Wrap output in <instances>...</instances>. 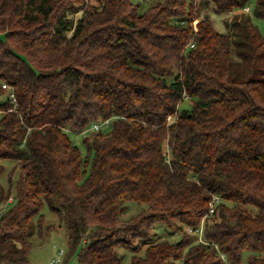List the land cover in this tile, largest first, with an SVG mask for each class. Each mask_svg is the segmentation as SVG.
Returning a JSON list of instances; mask_svg holds the SVG:
<instances>
[{
	"label": "trees",
	"instance_id": "16d2710c",
	"mask_svg": "<svg viewBox=\"0 0 264 264\" xmlns=\"http://www.w3.org/2000/svg\"><path fill=\"white\" fill-rule=\"evenodd\" d=\"M141 5L0 0V175L20 166L0 183V264H27L56 228L45 206L77 264H122L120 249L131 264H264V0ZM107 119L84 157L66 130ZM129 201L147 207L123 219Z\"/></svg>",
	"mask_w": 264,
	"mask_h": 264
},
{
	"label": "rangeland",
	"instance_id": "374dc122",
	"mask_svg": "<svg viewBox=\"0 0 264 264\" xmlns=\"http://www.w3.org/2000/svg\"><path fill=\"white\" fill-rule=\"evenodd\" d=\"M135 3H141V7L146 9L150 4H154L160 0H133ZM208 13L210 20L212 21L216 30L220 33H227L228 29L224 22L225 19L231 17L228 14H217L212 10V6H209ZM229 16V17H228ZM198 20L194 23L197 24ZM254 22L258 25L260 31L264 36V19H254ZM0 39H4V35L0 33ZM104 131H108L109 128H104ZM69 134L71 140L76 144L83 156H87L88 150L86 145L83 142V139L86 135L92 133V131H88L87 133H77L70 129L66 130ZM4 164V172L0 175V183L8 189L10 187V180H12L13 184H16L20 175V166L17 160L14 159H5L3 161ZM13 194L14 191H13ZM15 196L12 195V198ZM15 204V199L9 201L6 204L7 208L12 207ZM129 207L127 212L124 213L123 219H129L132 216L140 213L144 208L147 207L146 204H139L134 201L128 202ZM1 209V204H0ZM255 210V209H253ZM42 213L45 216V226L48 224H54L56 228L51 232H44L42 235H36L33 238V246L30 251L29 262L27 264H50L51 260L58 257V252L60 249L65 250L67 253V236H66V227L61 224L58 217L53 214L47 206H45L42 210ZM158 237L160 239H168L169 241H177L179 240V235H169L165 229L162 227L158 228ZM120 255L122 257V264H131V256L132 252L129 250L120 249ZM144 254V251L141 252ZM61 264H77V255L74 254L70 258H67L66 255L63 256V261ZM247 264V259L244 257L243 263Z\"/></svg>",
	"mask_w": 264,
	"mask_h": 264
},
{
	"label": "built area",
	"instance_id": "2783aa9c",
	"mask_svg": "<svg viewBox=\"0 0 264 264\" xmlns=\"http://www.w3.org/2000/svg\"><path fill=\"white\" fill-rule=\"evenodd\" d=\"M244 11L245 12H249L250 11V7L248 6V7L244 8ZM2 86H3L4 89H9V86L7 84H3ZM9 96L12 99V101H15V94L13 92H10ZM110 124H111V120L110 119H107V120L102 121V122L95 123V124H93L91 126L90 131H92V132L99 131V130H101L104 127H109ZM10 200H12V198ZM219 201H220V198L218 196H214V198H213V200L211 202V205H210V210H209L210 214L214 213L215 206H216L217 203H219ZM3 207H5V205H3ZM202 230H203L202 227L201 228H197V229H192V228L189 229L190 232L199 234L200 238H201ZM64 255H65V250L60 249L59 252H58V257L52 259L50 264H61L62 261H63V256Z\"/></svg>",
	"mask_w": 264,
	"mask_h": 264
}]
</instances>
